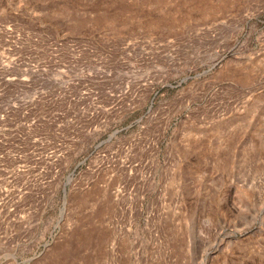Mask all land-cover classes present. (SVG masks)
Listing matches in <instances>:
<instances>
[{
  "label": "rangeland",
  "instance_id": "1",
  "mask_svg": "<svg viewBox=\"0 0 264 264\" xmlns=\"http://www.w3.org/2000/svg\"><path fill=\"white\" fill-rule=\"evenodd\" d=\"M0 264H264V0H0Z\"/></svg>",
  "mask_w": 264,
  "mask_h": 264
},
{
  "label": "water",
  "instance_id": "2",
  "mask_svg": "<svg viewBox=\"0 0 264 264\" xmlns=\"http://www.w3.org/2000/svg\"><path fill=\"white\" fill-rule=\"evenodd\" d=\"M73 175V172L69 175L68 179L71 180V177ZM64 192L66 193V188H64Z\"/></svg>",
  "mask_w": 264,
  "mask_h": 264
}]
</instances>
